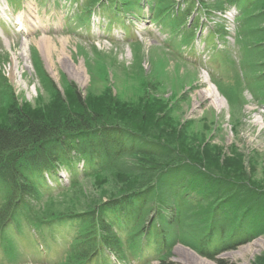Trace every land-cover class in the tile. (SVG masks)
<instances>
[{
	"label": "rangeland",
	"instance_id": "374dc122",
	"mask_svg": "<svg viewBox=\"0 0 264 264\" xmlns=\"http://www.w3.org/2000/svg\"><path fill=\"white\" fill-rule=\"evenodd\" d=\"M82 1L88 2L0 0V127L9 126L12 110L17 109H27L36 116L61 115L62 101L75 106L73 100L78 95L98 112L109 109L114 121L123 118V114L138 115L146 107L154 124L149 122L150 116L145 120L157 130L156 139L199 161L217 177L250 183L264 190V99L262 86L256 84L260 72L254 69L256 63L264 66V43L253 44L248 37L255 26L253 21L247 15L242 16L241 9L234 8L227 0H202V5L192 0H174V10L180 7V14L188 12L192 5L195 22L191 27L199 28L196 37L186 42L184 30L177 32L168 27L169 23L161 25L153 20L154 8L148 13L144 0L140 4L144 5L142 11L132 12L129 8L121 17L124 21L118 24L113 13L107 11L97 13L89 27L78 25ZM148 1L153 7L157 0ZM217 5L222 9L216 8ZM217 11L237 15L234 21L226 22ZM176 19L172 14L171 21L181 18ZM205 20L217 27L212 38L207 37ZM182 22L189 23L188 16ZM122 23L127 26L125 30ZM217 32H221V40L217 39ZM222 81H235L237 88ZM224 89L236 92L230 95ZM211 90L217 97L209 93ZM76 167L81 171L82 162ZM63 176L67 182L68 174L64 172ZM182 179L185 180L169 177L165 184L174 185ZM105 181L84 184L83 180V194L87 199L98 197L97 192L101 194L100 190L109 189ZM49 184L53 185L51 181ZM173 187L174 202L180 209H194V202L201 201L198 194L184 198L179 188ZM5 195L6 191L0 187V200ZM45 195L40 193L39 201L32 205L45 204ZM182 198L186 203L181 205L187 207L179 206ZM152 202L146 221L158 215L155 198ZM164 216L170 218V211ZM27 218L26 211H20L16 225L5 226L0 232V264H70L71 254L66 245L71 237L69 233L59 229L50 232L47 224L42 225L40 232L48 248V254H43L31 238L35 230ZM194 219L200 221L198 217ZM168 233L176 237L170 264H199L183 248L206 264L264 262V237L224 251L213 260L180 244L179 240L188 234L179 236L181 231L176 224ZM121 238L124 260L107 252L113 263L162 264L159 257L166 251L156 252L155 238L148 249L137 253H132L125 244L127 235Z\"/></svg>",
	"mask_w": 264,
	"mask_h": 264
},
{
	"label": "trees",
	"instance_id": "16d2710c",
	"mask_svg": "<svg viewBox=\"0 0 264 264\" xmlns=\"http://www.w3.org/2000/svg\"><path fill=\"white\" fill-rule=\"evenodd\" d=\"M118 1L134 8L127 0ZM227 1L240 8L242 16L247 15L255 24L248 35L253 44L264 43L260 38L264 37V0ZM174 2L157 0L153 6L154 20L161 25L169 23L171 30H184L188 34L184 40L189 39L192 28L182 22L184 17L170 21ZM192 2L203 3L202 0ZM216 8L222 9V6ZM254 69L260 72L256 84L262 86L264 99V66L256 63ZM224 90L230 95L234 93ZM73 102L75 106L70 101H62L61 115L36 116L27 109L12 110L9 126L0 127V186L9 191L0 207V232L10 221L18 222L20 211H26L28 221L38 231L47 224L50 232L59 229L69 233L71 237L66 245L70 246L71 255L70 258L67 255L66 261L69 258L70 264L96 261L109 264L107 252L124 260L121 238L124 234L127 235L124 243L132 253L148 249L155 238L156 252L166 251L159 261L170 264L176 237L168 231L174 224L181 231L179 236L188 234L187 239L183 236L179 240L180 244L213 260L224 251L264 237V190L250 183L217 177L199 161L156 139L157 130L151 125L154 123L150 122L152 116L146 107L138 115L123 114V118L114 121L109 109L98 112L79 95ZM149 116L151 124L145 120ZM80 162L83 163L81 171L76 167ZM60 168L71 175L70 185L52 188L45 174L55 180ZM169 177L185 180L167 185L165 180ZM81 178L86 181L84 184L106 180L109 189H102L101 194L97 192L98 197L87 199ZM173 186L179 188L184 198L195 193L201 196V201L194 202V209H180L174 202ZM40 193L56 196L45 195V204L36 207L31 202H38ZM153 198L158 215L146 221ZM184 198L179 206L186 203ZM181 206L187 207V204ZM168 211L170 218L164 216Z\"/></svg>",
	"mask_w": 264,
	"mask_h": 264
},
{
	"label": "bare ground",
	"instance_id": "6f19581e",
	"mask_svg": "<svg viewBox=\"0 0 264 264\" xmlns=\"http://www.w3.org/2000/svg\"><path fill=\"white\" fill-rule=\"evenodd\" d=\"M78 77H79V79L81 78L80 72L78 74ZM211 92H213L212 96L217 97V93L215 91H213V90L209 91L210 94H211ZM201 97L203 98V100H206L207 99V96L206 97L205 96H201ZM254 245L256 246L257 243H255ZM183 250H185L191 256L192 259H194L195 261L199 262V264H206V263L200 261L201 259L198 258L195 254L191 253L189 250L184 249V248H183ZM228 256H230V255H227V257ZM231 257H232V255H231Z\"/></svg>",
	"mask_w": 264,
	"mask_h": 264
}]
</instances>
